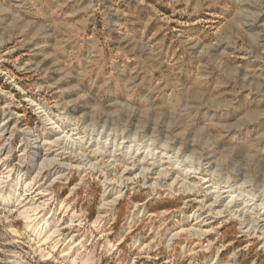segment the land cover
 <instances>
[{
	"label": "rangeland",
	"instance_id": "obj_1",
	"mask_svg": "<svg viewBox=\"0 0 264 264\" xmlns=\"http://www.w3.org/2000/svg\"><path fill=\"white\" fill-rule=\"evenodd\" d=\"M0 193V264H264V0H0Z\"/></svg>",
	"mask_w": 264,
	"mask_h": 264
},
{
	"label": "bare ground",
	"instance_id": "obj_2",
	"mask_svg": "<svg viewBox=\"0 0 264 264\" xmlns=\"http://www.w3.org/2000/svg\"><path fill=\"white\" fill-rule=\"evenodd\" d=\"M6 193H7V192H6ZM6 193H5V194H6ZM0 197L3 198V197H5V195L2 194V193H0ZM7 198H9V196H6V197H5V199H7ZM2 200H3V199H2ZM7 204H8V203H7ZM112 204H113V203H112ZM106 205H108V203H107ZM102 208H104V206H103ZM27 218L29 219V218H31V217H27ZM41 222H42V221H41ZM44 225H45V226H49V222H48V221H45V222H44ZM44 225H43V226H44ZM43 226H42L40 229L37 230L38 235L41 236V237L45 236V235H46V232L48 231V230H46V227L43 228ZM49 238H51L50 235L47 236V240H48ZM47 240H46V241H47ZM46 243H47V242H46Z\"/></svg>",
	"mask_w": 264,
	"mask_h": 264
}]
</instances>
